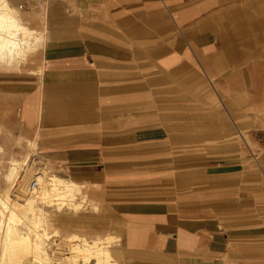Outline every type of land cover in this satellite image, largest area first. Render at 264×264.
<instances>
[{
	"label": "crops",
	"instance_id": "obj_1",
	"mask_svg": "<svg viewBox=\"0 0 264 264\" xmlns=\"http://www.w3.org/2000/svg\"><path fill=\"white\" fill-rule=\"evenodd\" d=\"M4 2L32 46L0 55V197L34 154L127 264H264V0Z\"/></svg>",
	"mask_w": 264,
	"mask_h": 264
},
{
	"label": "bare ground",
	"instance_id": "obj_2",
	"mask_svg": "<svg viewBox=\"0 0 264 264\" xmlns=\"http://www.w3.org/2000/svg\"><path fill=\"white\" fill-rule=\"evenodd\" d=\"M4 1L0 0V31L6 32L11 37L0 38V55L1 52L6 51L11 57L16 54H22L23 57L32 46L30 39L27 42L23 40L29 31L24 27L20 28L14 16L9 15L11 11L3 12L2 9L7 7V2ZM17 35L20 37V42L14 38ZM35 41L40 45L42 36L39 35ZM33 161V157H26L23 164L18 160L11 162L6 175L11 182L16 178L19 179L18 191L22 199L18 198L11 203L14 196L10 190L5 191L0 197V264H119L123 258L116 256L111 246L114 238L112 232L103 237L96 235L97 237L91 240L71 234L63 242L57 240L56 229L48 232L49 223L46 217L48 212H44V209L35 204L41 202L51 206L54 200L60 198L66 200L68 198L72 202L79 191V186L74 181L66 182L56 175L48 174L44 168L35 172ZM32 179L33 185H31ZM72 205L75 211L80 208V202ZM100 207L93 205L95 211ZM20 224L25 225L24 230L17 228ZM59 253L63 254L59 255Z\"/></svg>",
	"mask_w": 264,
	"mask_h": 264
},
{
	"label": "rangeland",
	"instance_id": "obj_3",
	"mask_svg": "<svg viewBox=\"0 0 264 264\" xmlns=\"http://www.w3.org/2000/svg\"><path fill=\"white\" fill-rule=\"evenodd\" d=\"M32 155H34V154H32ZM32 155L27 153V154L23 155V157H21L20 159H14L11 162L18 160L20 162V164H23L26 160V157H28V158L33 157ZM33 159H34V157H33ZM39 159H41V157L38 156V160L35 159L37 162L35 163L33 161V166L35 165L34 166L35 172L41 171L43 169V168L42 169L40 168L43 166V162L40 163L41 160H39ZM38 161H40V162H38ZM9 168H10V164L8 165V168H7L6 173H5V180H6L7 184L9 183V185L5 187V191L10 190V192H11V194H13L15 200H17L18 198L22 199V197L19 196L20 191L16 190V186H13L14 182H16V181L18 182V179L16 178L14 180V182H11V179L8 180L6 178V175L8 174ZM44 170H46V169H44ZM50 170L51 171L46 170V171H48V174L54 173V175H56L58 177H63L65 179H67V180H65L66 182H70L71 180L77 181L75 179V177H73L70 173H68V171L58 170V169H50ZM21 174H23V172H21ZM78 186H79V191L74 196V198L72 199V202L69 201L68 198H67V200L64 198H62V199L60 198V199L54 200L53 201L54 204L51 206H48V209H46L45 208L46 205L41 203V202L35 204L36 206H39V207L41 205H45L43 211L48 212V216H46V217H47L48 223H49V227L47 228V230H48V232H52V230L56 229L58 231V237H57L58 241L63 242V240H67V238L71 234H76L80 237H84L88 240H91V239L97 237L96 235L103 237V236H106L108 233H110L109 232V230H110L109 229V220L111 219L110 215H111L112 211L109 209V206L101 203L100 198L96 197L92 194L93 189L91 187L85 186L84 184L81 185L80 183H78ZM5 191H3V192H5ZM16 193H18V194H16ZM53 198L54 197L52 196L51 199H53ZM15 200H12L10 202L14 203ZM79 202H80V208L77 211H75L72 204L73 203H79ZM93 205H98L99 207L100 206L101 207L99 208V210L95 211L93 209ZM26 217L27 216H25V218ZM29 219L32 221L31 218H29ZM58 227L61 230L60 229L58 230ZM17 228L19 230H24L25 225L20 224V225H18ZM111 232L114 236L113 242L111 243V246H112L113 250L116 252L115 255L118 257H122L121 255H123V253L119 249L120 243H121V237L119 234H116L114 231H111ZM61 254H63V253H59V255H61ZM119 264H127L125 256H124V259L119 261Z\"/></svg>",
	"mask_w": 264,
	"mask_h": 264
},
{
	"label": "built area",
	"instance_id": "obj_4",
	"mask_svg": "<svg viewBox=\"0 0 264 264\" xmlns=\"http://www.w3.org/2000/svg\"><path fill=\"white\" fill-rule=\"evenodd\" d=\"M32 1L41 2V1H45V0H32ZM259 143H260V146H261V151H262V153H264V131H262V133L260 135ZM18 183H19V181L18 182L16 181V183L14 182V184H13V186H16V190H18L17 189L18 185H19ZM33 184H34V180L32 179L31 180V185H33Z\"/></svg>",
	"mask_w": 264,
	"mask_h": 264
}]
</instances>
